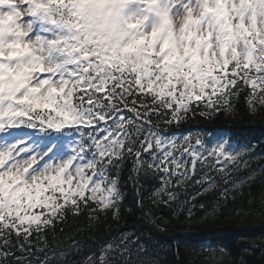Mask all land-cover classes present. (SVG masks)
Listing matches in <instances>:
<instances>
[{
  "label": "snow or ice",
  "instance_id": "snow-or-ice-1",
  "mask_svg": "<svg viewBox=\"0 0 264 264\" xmlns=\"http://www.w3.org/2000/svg\"><path fill=\"white\" fill-rule=\"evenodd\" d=\"M242 96L249 115L264 112V0H0V264H154L135 232L75 261L82 243L56 240L69 214L118 220L127 162L134 181L159 178L153 204H175L178 221L196 220L197 197L177 203L174 180L216 196L199 205L206 222L246 190L227 215L264 216L249 145L169 131L234 118ZM197 246L201 264L230 255Z\"/></svg>",
  "mask_w": 264,
  "mask_h": 264
},
{
  "label": "trees",
  "instance_id": "trees-1",
  "mask_svg": "<svg viewBox=\"0 0 264 264\" xmlns=\"http://www.w3.org/2000/svg\"><path fill=\"white\" fill-rule=\"evenodd\" d=\"M235 103L238 115L234 118L221 116L213 121L203 119L197 121L199 124L208 126L234 121L240 127L257 125L260 126V129H264V112L254 117L249 115L245 109L243 96ZM131 167V162H127L120 173L123 200L120 203L118 220H114L111 212H108L107 215L94 213L99 218L90 222L88 214L91 209H85L79 217L69 214L63 224L57 225V241L71 243L65 238L72 237L82 243V253L70 257L71 260L82 259L89 254L90 250L95 249L102 242L118 236L119 233L135 232L142 240H149V251L154 264H201L206 257L201 255L197 245L206 239L226 247L230 255L225 257V264H264V216L259 214V207L257 206L246 215H227L228 212L240 205L241 199L245 201L246 205L250 198L247 190L242 198L237 196V204L228 203L222 209L226 213L224 216L216 219L209 218L207 222L205 221V212L199 209V205L201 203L214 204L215 195H201L186 189L181 193H176L177 203L192 196L197 197L194 209L196 220L191 223L184 219L178 221L173 216V211H178L175 204L171 208L153 204L152 177L141 175L138 181H134L131 178ZM261 167H264V159L255 168L259 171ZM251 193L257 200L260 199L259 183L251 188ZM158 223L168 224L167 230L161 231L157 226ZM61 229L64 231L61 232ZM185 232L194 234L183 235L182 233ZM48 236L51 240L52 234L49 233Z\"/></svg>",
  "mask_w": 264,
  "mask_h": 264
}]
</instances>
